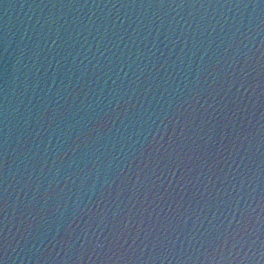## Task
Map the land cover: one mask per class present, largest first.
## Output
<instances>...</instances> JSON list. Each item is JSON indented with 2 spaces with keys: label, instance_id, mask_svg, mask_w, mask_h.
Instances as JSON below:
<instances>
[{
  "label": "water",
  "instance_id": "obj_1",
  "mask_svg": "<svg viewBox=\"0 0 264 264\" xmlns=\"http://www.w3.org/2000/svg\"><path fill=\"white\" fill-rule=\"evenodd\" d=\"M105 14H109V19L120 17L131 23L141 18H151L155 23L171 19L183 23L201 16L212 21H223L226 17L233 23L242 20L245 23L251 21L253 27L258 25L259 31L254 33L253 43L264 39V24H261L264 21L262 0H0V158L8 161L7 166L5 163L0 164V188L7 186L6 232L9 248L6 264H201L196 259L198 256L207 264L203 257L208 247L204 242L205 229L224 219L222 213L228 212L236 196H243L252 188L264 191V74L257 75L255 56L243 71L232 72L236 83L227 92L224 90L227 81L222 84L217 78L213 85L215 91H210L208 85L212 81L201 80L197 87L200 96L195 111L188 109L184 111V115L177 113L180 121L188 123L185 116L191 121L183 134L184 152L188 151L190 141L187 138L190 137L196 145L201 146L190 154L195 157L198 151L205 158V165L213 164V170L209 172L206 166L203 167L205 174L199 180H194L202 193L196 198L199 203L194 199L189 204L185 199L178 205L174 200L169 208L167 193H164L162 206L165 212L171 213L172 224L163 237H157L162 243L153 241L151 235L148 240H143L145 229L142 225L140 237L129 249L130 257L121 260L113 257V260L108 261L103 257V249L93 251L96 235L104 227L100 219L101 209L119 211L113 203L117 185L126 181L129 189L135 186L134 190L138 195H143L151 188L149 198L152 200L156 198L152 193L159 196L168 187L170 171L161 167L163 161L153 167L150 154V150L156 146V140L149 134L155 124L148 116L160 108L155 101L143 115H133L125 125L119 126L118 131L114 129L104 139V148L97 153L99 158L93 157L87 168L71 180L58 196L37 203L34 200V186L24 185V176L18 170L22 167V145H25V141H30V133L39 126L37 108L46 100L41 89H47L52 74L51 69L44 71L47 61L38 60L34 48L35 38L40 34V25L49 16L64 20L73 17H101ZM166 28L167 24L159 34L153 33L148 37L151 41L153 36H157V47L165 55L171 47L164 40L168 34ZM199 55L197 52L193 58L191 73L184 69L185 75L177 76L172 81L173 87L177 83L180 86L177 95L188 99L189 104L190 97L194 94L190 88ZM34 63L41 68L36 76L27 68ZM32 71L35 72V68ZM62 74L59 73L58 78ZM36 80L39 81L40 88L37 89V95L33 96L31 85ZM258 80L260 84L256 86ZM25 83L29 85L27 89ZM84 91L82 90L81 95ZM89 96H92L91 92ZM5 107L7 113L4 111ZM172 127L169 123L163 135L165 141ZM47 140L48 136L45 134L41 147ZM184 152L180 155L183 156ZM124 161L130 163H126L123 171H120V164ZM146 161L147 167L144 166ZM195 163L198 164L199 161ZM195 175L189 173L190 178L194 179ZM209 175L212 182H209ZM113 178L115 179L110 188L101 187L105 179L111 181ZM161 180L164 181L163 184L160 183ZM175 182L173 178V183ZM188 190H193L191 185H188ZM208 191L213 194L219 191L224 195L213 200L208 196ZM109 193L113 194L110 198ZM132 195L133 192L129 191L122 194V197L126 200L127 196ZM77 199H90L91 211L78 215L72 225L70 237H63L71 244L69 247L67 243L61 242L58 229L73 215V202ZM221 199L225 203L221 204ZM58 204L63 206L60 211L57 210ZM122 207L123 204L120 205ZM213 212L216 213L215 217ZM164 214L162 212L161 216ZM124 247L128 248V245L125 244Z\"/></svg>",
  "mask_w": 264,
  "mask_h": 264
},
{
  "label": "clouds",
  "instance_id": "obj_2",
  "mask_svg": "<svg viewBox=\"0 0 264 264\" xmlns=\"http://www.w3.org/2000/svg\"><path fill=\"white\" fill-rule=\"evenodd\" d=\"M108 15L64 20L49 16L41 23L40 34L35 38L37 59L46 60L44 71L51 69L52 74L47 89H41L46 100L37 108L39 126L30 133V141L22 145V167L18 170L24 176L25 187L34 186L37 203L58 196L87 168L93 157L99 158L97 153L104 148V139L114 129L118 131L133 115L147 112L153 101L160 108L148 116L155 124L149 134L152 139L159 140L169 123L174 126L180 121L177 113L184 115L188 109L195 111L201 80L212 81L208 85L210 91H215L213 85L217 78L222 84L227 81L224 86L227 92L236 83L232 72L243 71L254 56L257 75L264 72V39L253 43L259 26L253 27L251 21L233 23L226 17L223 21H212L201 16L183 23L175 19L155 23L151 18L131 23L120 17L109 19ZM165 24L168 34L164 40L171 45L167 55L157 47V36L148 40L153 33L159 34ZM197 52L200 55L192 77L190 91L194 94L189 104L188 99L177 95L180 86L177 83L173 87L172 81L184 76V69L189 73L193 71ZM27 68L33 76L41 70L35 63ZM259 84L258 80L256 86ZM24 86L29 87L27 83ZM38 88L40 83L36 80L31 85L33 96L37 95ZM82 90H85L83 95ZM4 111L7 113V107ZM45 134L48 140L41 147ZM126 163L130 161L122 162L120 171ZM114 179H105L101 187L110 188ZM222 195L219 191L216 194L208 191L213 200ZM220 203L225 201L221 199ZM62 207L58 204L57 210ZM89 208L90 199L73 202V215L58 229L61 242L71 247L63 237H70L77 216ZM222 215L224 219L203 233L208 245L203 253L207 264H264V191L252 188L243 196H236L228 212ZM5 235L4 264L9 248L7 232ZM196 259L204 264L201 256Z\"/></svg>",
  "mask_w": 264,
  "mask_h": 264
},
{
  "label": "snow or ice",
  "instance_id": "obj_3",
  "mask_svg": "<svg viewBox=\"0 0 264 264\" xmlns=\"http://www.w3.org/2000/svg\"><path fill=\"white\" fill-rule=\"evenodd\" d=\"M264 2V0H262ZM264 74V72H262ZM191 115V114H189ZM194 119L195 117L192 116ZM185 120L190 123L188 116H185ZM188 123L179 121L176 123L171 131L167 135V140H164V136H161L159 140H156V146L150 150L151 160L154 162L153 167L163 164L161 167L167 169L171 173V177L168 178V187L164 189L159 196L152 193L155 196V200L149 198L151 188H149L143 195L136 193L135 186L133 189L127 187V182L122 181L120 185H117V191L115 192L116 207L119 211H111L108 208L101 209L100 219L104 227L100 229L95 238V247L93 251L97 249H103V257L106 260L111 261L113 257L116 260L125 259L130 257L129 249L136 243L137 239L141 235V226H144L143 240H148L149 236H152V240L157 243H162L157 237H163L172 224L170 219L171 213L165 212L162 206V198L164 193H167V205L171 208L173 201L176 204H181L185 199L191 204L198 195H202L200 189L197 187L194 180H199L200 176L205 174L203 167L206 166L207 170L211 172L213 170V164L205 165V158H203L197 151L195 157L190 153L196 151L201 146L196 145L194 140L190 137L187 139L190 141L188 144V151L184 152L183 144L185 143V136L183 135L187 129ZM179 129V131L177 130ZM164 141V143H161ZM175 145V147H173ZM206 148V145L204 146ZM179 149V151L177 150ZM184 152L181 156L180 153ZM195 161H199L198 164ZM5 163L3 158H0V164ZM218 163V162H217ZM194 165V166H192ZM147 167V161L145 162ZM189 173H195V177L190 178ZM163 175V171L161 172ZM159 179V177H156ZM173 178L175 183H173ZM212 177L209 175L208 179ZM202 182V181H201ZM151 184L152 181H149ZM164 183L163 180L160 181ZM188 185L192 186V191L188 190ZM155 186V185H153ZM169 188L171 191H169ZM129 191L133 192L132 196H127L125 200L122 194H126ZM7 188H0V264H4V247L6 239V226H7ZM113 194L109 193L110 198ZM179 197V199H176ZM199 203V200L196 199ZM99 205V201L97 202ZM123 207L120 208V205ZM91 211V209H89ZM165 214L161 216V213ZM23 215V212H21ZM94 219V217H93ZM143 240L141 242H143ZM127 244L128 248L124 245ZM83 251V250H82ZM134 251V249H133ZM111 253V255H109ZM99 256L100 253H97Z\"/></svg>",
  "mask_w": 264,
  "mask_h": 264
}]
</instances>
